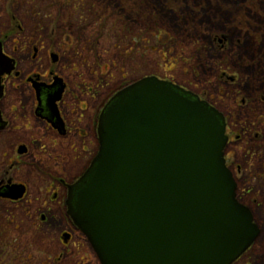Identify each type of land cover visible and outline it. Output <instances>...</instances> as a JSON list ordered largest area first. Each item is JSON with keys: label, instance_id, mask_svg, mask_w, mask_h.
<instances>
[{"label": "water", "instance_id": "water-1", "mask_svg": "<svg viewBox=\"0 0 264 264\" xmlns=\"http://www.w3.org/2000/svg\"><path fill=\"white\" fill-rule=\"evenodd\" d=\"M224 132L216 108L154 76L108 100L98 151L65 201L100 264H231L255 241Z\"/></svg>", "mask_w": 264, "mask_h": 264}, {"label": "flooded vegetation", "instance_id": "flooded-vegetation-1", "mask_svg": "<svg viewBox=\"0 0 264 264\" xmlns=\"http://www.w3.org/2000/svg\"><path fill=\"white\" fill-rule=\"evenodd\" d=\"M15 2L6 5V18L0 21V219L16 217L20 205L39 203L37 217L25 210L32 225L39 227L47 225L48 212L55 209L61 221L54 230L67 251L75 234L82 235L66 212L68 186L98 151L100 112L117 91L147 76L129 72L118 80L112 75L101 79L108 70L102 74L96 59L87 62L72 26L68 33L56 35L47 6L43 11L31 9L34 23L27 32L14 13ZM129 4L133 8L138 0ZM222 37L213 43H223ZM221 78L231 88L237 81L236 75L225 72ZM256 81L252 89L238 84L240 89L231 90L234 107L250 113L244 122L233 121L231 112L209 103L225 120L223 159L237 202L249 210L258 229L255 241L231 264H264V78ZM89 248L94 260L88 263L100 264ZM51 264H62L61 259Z\"/></svg>", "mask_w": 264, "mask_h": 264}, {"label": "rangeland", "instance_id": "rangeland-1", "mask_svg": "<svg viewBox=\"0 0 264 264\" xmlns=\"http://www.w3.org/2000/svg\"><path fill=\"white\" fill-rule=\"evenodd\" d=\"M10 3L0 0V21ZM47 6L53 32L62 35L72 26L87 62L96 59L102 74L108 70L101 79L154 75L231 112L233 121L250 116L234 107L231 90L240 89L238 84L253 88L264 78V0H138L133 8L129 0H16L13 9L28 32L31 9ZM222 36L223 43H213ZM222 72L237 76L233 88L223 85ZM27 209L37 217L39 203L20 205L16 217L0 219V264H51L56 258L62 264H93L82 235L75 234L67 251L60 245L54 225L61 215L55 209L44 211L52 225L39 227L25 216Z\"/></svg>", "mask_w": 264, "mask_h": 264}]
</instances>
